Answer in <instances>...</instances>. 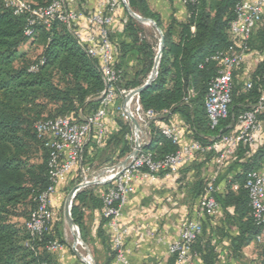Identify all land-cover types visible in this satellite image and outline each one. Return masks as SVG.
Instances as JSON below:
<instances>
[{
  "label": "trees",
  "instance_id": "1",
  "mask_svg": "<svg viewBox=\"0 0 264 264\" xmlns=\"http://www.w3.org/2000/svg\"><path fill=\"white\" fill-rule=\"evenodd\" d=\"M29 1L37 5L51 2ZM240 1H186V21L172 19L164 28L159 15L150 9L147 0H127L134 12L152 19L164 37L157 75L139 94L142 107L161 114L158 119L167 124L170 123V116L178 113L191 130L193 140L204 145L213 143L221 134L230 133L238 115L251 109L263 95L264 79L258 77L264 65L253 75V85L248 90L236 83L233 76L228 116L220 121L219 126H211L204 105L210 83L220 69L219 62L211 57L235 41L230 23L235 18V5ZM25 27V17L15 15L0 0V264H41L43 261L56 264L45 247L54 240L64 244L62 235L54 228V218L48 231L35 236L30 234L25 223L13 220L23 217L27 221L37 206L39 194L51 184L49 150L38 136L35 124L39 120L61 115L82 120L83 116L98 109L104 84L98 59L82 49L64 23L56 19L50 27L37 25L29 37L24 33ZM125 34L131 40L128 50L138 51L141 65L133 75L121 72L118 86L132 89L142 86L148 79L155 63L160 35H157V30L155 33V29L154 33L145 34L132 16H129ZM38 39L43 42L42 50L36 59L31 60L30 49H24V46L32 47ZM126 46L121 43V57L128 51ZM35 64L38 65L37 70H30ZM114 109L111 106L109 114ZM259 118L264 119V111ZM114 120L119 127L114 134L107 137L106 127L102 134L92 131L82 164L84 158L91 164L94 158L103 157L100 165H112L129 153L130 142L126 136L130 126L118 117ZM177 148L152 124L151 140L145 147L147 151L160 158ZM219 155L220 151H207L202 155V163ZM231 159L230 166L236 165L239 170L230 177L219 172L214 184L219 186L224 181L225 190L218 189L214 195L225 224L235 225L239 231L232 242L235 248L240 249L254 241L260 230L251 216L249 195L243 185L249 171L264 167V147L254 150L252 145L239 143ZM209 177H200L192 185V196L198 200V205ZM94 190L92 186L81 189L72 204L74 223L83 230V209L88 204L102 208V201ZM210 218L215 217L205 219ZM205 219L202 222L203 231L192 245V253L198 264H214L215 245L204 234ZM104 224L106 219L102 217L97 236L108 254L103 264H112L114 252L103 230ZM216 233L220 238L227 235L223 225L216 226ZM167 264H176V257L170 255Z\"/></svg>",
  "mask_w": 264,
  "mask_h": 264
},
{
  "label": "built area",
  "instance_id": "2",
  "mask_svg": "<svg viewBox=\"0 0 264 264\" xmlns=\"http://www.w3.org/2000/svg\"><path fill=\"white\" fill-rule=\"evenodd\" d=\"M5 7L15 15L26 19L25 35L31 36L37 25L50 27L52 21L59 20L74 34L82 49L99 61L104 89L99 96L98 109L82 120L76 121L69 116L61 115L54 118L39 120L35 124L38 136L44 140L49 150V177L51 184L37 198V206L25 222L32 236L42 235L51 226L54 218L53 195L57 185L66 180L67 176L77 167L83 174L88 170L82 164L86 143L92 131L102 134L106 127V118L111 106L127 121L130 132L129 153L118 163L106 166L94 177V181L85 179V187L93 184L98 186V196L102 201V217L112 233L113 264H132L125 248V238L139 231V227L128 225L123 221V207L128 196L134 192L137 181L156 180L161 174H173L192 162L198 155L207 151H220L217 163L229 160L239 143L253 145L255 138L263 128L259 115L264 111V96L237 117L235 131L221 134L213 143L204 145L197 140L181 144L183 128L174 124L159 125L161 115L152 109H144L135 88L126 89L118 86L121 71L115 67L114 49L110 37V26L119 0H96V6L90 13L71 6L70 0H51L48 5H37L29 0H2ZM126 3L127 0H120ZM194 2L196 0H185ZM264 15V0H242L235 5V18L230 23V31L235 38L227 48L216 52L212 59L218 61V75L212 79L205 99V112L212 127L228 116L232 99L233 76L241 65L248 49L254 27ZM86 21L85 29L80 22ZM43 61L41 60V63ZM32 65L30 70H37ZM264 79V69L258 77ZM252 80L245 84V89L252 87ZM133 93V94H132ZM118 100L116 104L115 100ZM139 124L136 128L132 122ZM155 126L162 135L178 146L177 150L160 158L145 147L151 140V126ZM137 150L134 155L133 151ZM127 161L123 164V160ZM218 172L213 173L199 200L198 211L194 218L184 219L179 226L178 237L169 243L168 252L176 257V264H196L192 253V245L203 231V219L216 217L220 207L215 198L218 186L214 180ZM244 188L249 195L251 216L260 227L255 242L261 245L264 255V167L246 174ZM81 188V189H83ZM237 188V185H234ZM77 229V227H76ZM77 233L79 231L77 229ZM47 251L58 254L64 244L54 240L46 246ZM91 261L90 257H87ZM41 264H51L43 261Z\"/></svg>",
  "mask_w": 264,
  "mask_h": 264
},
{
  "label": "crops",
  "instance_id": "3",
  "mask_svg": "<svg viewBox=\"0 0 264 264\" xmlns=\"http://www.w3.org/2000/svg\"><path fill=\"white\" fill-rule=\"evenodd\" d=\"M70 4L75 9H81L86 13L92 12L96 6V0H70ZM151 10L156 12L164 28L175 19L184 22L188 18L187 5L185 0H147ZM132 16L125 3L119 0L113 22L110 26V36L114 49V62L120 71L125 75H133L140 67L139 53L136 49L128 50L131 40L125 34V28ZM133 17V16H132ZM134 18V17H133ZM135 19V18H134ZM140 28L145 34H152L156 28L147 29L150 23L138 21ZM86 21L80 22V28H86ZM264 18L254 27L250 39V47L244 54L241 65L234 72V81L245 86L252 80L253 75L262 69L264 65ZM121 43H125L128 51L121 57ZM264 96V91H263ZM169 124H174L183 128L181 144L193 141L191 130L185 124L184 119L178 114H172ZM263 128L255 138L252 148L264 147V119ZM167 124L159 119V125ZM106 128L112 135L118 131L119 127L115 120L106 118ZM234 128L232 131H235ZM231 131V132H232ZM108 137V136H107ZM104 144V143H103ZM101 144V146L103 145ZM217 157L209 162L202 163L204 158L198 155L192 162L183 165L178 172L173 174H161L156 180L137 181L135 190L131 193L123 207V221L128 225L139 227V231L131 233L125 238V248L132 264H167L170 258L168 245L178 237L180 223L187 218H194L198 211V200L192 196V185L198 178H208L213 172L227 174V177L235 174L239 170L238 166H230L232 159L225 161L223 165L217 163ZM215 170L212 171V168ZM214 172V173H215ZM69 175L67 176V178ZM66 178V180H67ZM64 181H61L53 195V203L57 202L62 195ZM220 191L225 190L224 181L218 186ZM98 188L94 190L97 195ZM84 226L90 219L95 224L92 226L91 234L97 236L98 228L102 219V208H94L88 204L84 209ZM224 226L227 235L219 237L216 233V226ZM94 227V228H93ZM103 230L112 242V233L108 226L104 224ZM204 234L215 245L214 264H264V255L261 245L255 241L243 245L240 249L235 248L232 238L239 234L235 225L225 224V218L220 213L215 218L204 220ZM100 241V240H99ZM101 243V241H100ZM52 261L56 264H72L66 248L58 254L46 251ZM65 260V261H64ZM194 263L198 264L194 258ZM113 264V262H112Z\"/></svg>",
  "mask_w": 264,
  "mask_h": 264
},
{
  "label": "rangeland",
  "instance_id": "4",
  "mask_svg": "<svg viewBox=\"0 0 264 264\" xmlns=\"http://www.w3.org/2000/svg\"><path fill=\"white\" fill-rule=\"evenodd\" d=\"M150 27L154 28V26L151 23L147 29H152ZM155 33H156V30H155ZM157 35L159 36L158 32H157ZM42 45H43L42 40L38 39V41L32 47L24 46V49H30V59L31 60L36 59L40 55L41 50H42ZM109 116H110L111 120H114L116 117H118V118L122 119L123 122L127 123V121L124 119V117H122L115 109L110 112ZM106 132H107V134H106L107 136L111 135L108 130ZM101 153H103V152H101ZM35 157L37 158L38 155H35ZM102 159H103V157L102 158L99 157V159L94 158L93 159L94 162H91V164H90V161H88V159L84 158V162H83L84 164L83 165L85 168L88 169L86 171V173L83 174L81 168H79V166H77L69 174V177L67 178V180H64V182H63L64 188L62 191L63 193L61 195V198L57 202L53 203L54 228L56 227L58 232H60V234L62 235V239L64 240V246L67 250L69 258L72 259V264H85L83 261H81V259L77 255H75V253L72 250L74 238L77 237V234H78L77 229L79 231V236H80V238L78 239L80 241V245H77L76 247L83 256L90 257L92 264H103L105 259L108 257V254L105 251L106 250L105 247L100 243V241L96 238V236L91 234V228L90 227H92V226L95 227V224L90 219V217L87 221L86 226L84 227L85 230L80 229L77 226V229L75 228L76 236H74V234L71 230V227H70V225H69V223L65 217V213H64L65 201L67 199V195H68L69 191L77 183L82 182L85 179V177L89 181H94V177L96 176L97 173H100L104 167L111 165L110 163L100 165L102 162L101 161ZM213 170H215V167L212 168V171ZM91 186L94 187L95 189L98 188V186L96 184H93ZM13 220L19 221L22 224H24L26 222V219L23 217L17 218V219L14 218Z\"/></svg>",
  "mask_w": 264,
  "mask_h": 264
},
{
  "label": "water",
  "instance_id": "5",
  "mask_svg": "<svg viewBox=\"0 0 264 264\" xmlns=\"http://www.w3.org/2000/svg\"><path fill=\"white\" fill-rule=\"evenodd\" d=\"M129 13L135 18L137 19L138 21H141V22H144V23H151L157 30V32L159 33L160 35V39H159V47H158V51H157V55H156V58H155V63H154V66H153V69L148 77V79L146 80V82L142 85V86H139L137 88L134 89L133 93H138L140 94V92L146 87L148 86L152 80L155 78V76L157 75V72H158V68H159V63H160V57H161V53H162V48H163V43H164V37H163V32L162 30L156 25V23L150 19V18H147V17H142L140 16L139 14H137L136 12H134L128 5V3L126 2L125 3ZM132 93V94H133ZM132 122L133 124L135 125L136 128L139 127V124L137 123V121L135 119H132ZM133 154L136 155L137 154V150H134L133 151ZM127 161V159L123 160V164ZM86 182H80V183H77L68 193L67 195V199L65 201V207H64V213H65V217L70 225V227L72 229L76 228L77 225L74 223V220L72 218V214H71V209H72V204H73V201H74V198L77 194L78 191L81 190V188H83L84 186H86ZM80 238L79 234H77V237L74 238V242H73V245H72V250L73 252L75 253V255H77L81 261H83L85 264H92L91 261H89L87 259V257L83 256L79 250L77 249V242H78V239Z\"/></svg>",
  "mask_w": 264,
  "mask_h": 264
},
{
  "label": "bare ground",
  "instance_id": "6",
  "mask_svg": "<svg viewBox=\"0 0 264 264\" xmlns=\"http://www.w3.org/2000/svg\"><path fill=\"white\" fill-rule=\"evenodd\" d=\"M71 230H72L74 236H76V230H75V228H74V229L71 228ZM77 245H80V241H79V240H78V242H77Z\"/></svg>",
  "mask_w": 264,
  "mask_h": 264
}]
</instances>
